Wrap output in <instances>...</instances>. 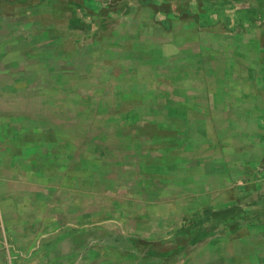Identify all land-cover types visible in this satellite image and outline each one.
Masks as SVG:
<instances>
[{"label":"rangeland","instance_id":"rangeland-1","mask_svg":"<svg viewBox=\"0 0 264 264\" xmlns=\"http://www.w3.org/2000/svg\"><path fill=\"white\" fill-rule=\"evenodd\" d=\"M214 13L0 0V264H264V31Z\"/></svg>","mask_w":264,"mask_h":264},{"label":"crops","instance_id":"crops-1","mask_svg":"<svg viewBox=\"0 0 264 264\" xmlns=\"http://www.w3.org/2000/svg\"><path fill=\"white\" fill-rule=\"evenodd\" d=\"M205 4L215 7L216 16L218 14H232L231 18L237 16L236 20L229 24L231 29L258 31L257 28H261V31H264V0H205ZM261 116L264 121V110ZM262 161L263 157H259L255 164Z\"/></svg>","mask_w":264,"mask_h":264}]
</instances>
